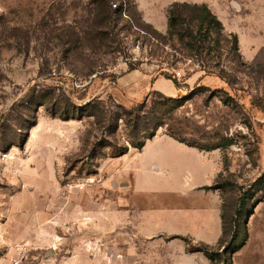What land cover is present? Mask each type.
Segmentation results:
<instances>
[{"label":"rangeland","instance_id":"rangeland-1","mask_svg":"<svg viewBox=\"0 0 264 264\" xmlns=\"http://www.w3.org/2000/svg\"><path fill=\"white\" fill-rule=\"evenodd\" d=\"M95 1L0 0V261L14 250L9 264H222L200 250L221 253L246 227L232 264H264V0H104L118 11L107 46L95 39ZM174 3L205 4L224 26L219 44L198 54L165 39ZM170 99H182L180 107ZM92 102L101 109L95 116ZM119 105L141 118L135 134ZM155 117L165 125L152 138L171 131L214 149L219 189L204 190L220 197L223 247L222 229L171 233L133 210L118 216L133 202L146 208L157 200L163 229L187 222L167 211L192 198L180 179L200 160L168 139L151 140ZM148 137L141 151L130 145ZM113 146L134 150L106 156ZM164 157L179 167L150 172ZM135 181L140 191L130 195ZM29 217L39 221L34 243L3 240L2 224L19 233Z\"/></svg>","mask_w":264,"mask_h":264},{"label":"trees","instance_id":"trees-1","mask_svg":"<svg viewBox=\"0 0 264 264\" xmlns=\"http://www.w3.org/2000/svg\"><path fill=\"white\" fill-rule=\"evenodd\" d=\"M95 4H96V8L94 9L95 11L94 13L97 17L96 19L98 20V25L101 26V28L98 29L97 33L95 34V39H97L99 43H101V45L107 46L106 44L107 42H112L115 40V38L113 37L115 34L112 33L110 27H111V23L113 22L112 20L113 15H115L118 11H113L110 4L104 0H97L95 1ZM223 32H224V26L222 22L211 12V10L205 4L199 5V4H190V3H174L168 11V32H167V38L165 39H168L170 41L177 40L178 42L185 44L188 49L194 50L198 54H201L206 49L205 46H207V44H209L210 46L211 41L215 42V45L216 44L218 45L220 42L219 39ZM230 37L232 41L231 49L235 53H238L239 52L238 37L236 34H230ZM208 50L214 51L215 49L208 47ZM136 69H137L136 65L132 63L129 64L130 71H134ZM169 79L174 81L176 87L179 86V83L177 82L176 78L171 76L169 77ZM170 100L172 103H175V109L180 107L178 104L181 103L182 99H178V100L170 99ZM118 107L125 114L124 117L125 125L128 128H132V134H135V132L138 129V126L142 124L141 118L140 117L133 118V110L126 111L121 105H119ZM145 107H146V103L139 105L138 109H143ZM87 110L93 113L92 116H95V114L101 112L99 104L95 102L90 103ZM120 119L123 118L121 117ZM152 121H155L156 123L152 125L153 127H151L152 133L149 135L150 138L155 136L159 128L165 125V123L162 120H160L159 117L153 118ZM148 128L149 127L147 126L146 129L141 131V133L146 134V132L149 130ZM134 136L136 137V135ZM170 136L190 147H195L204 151L203 148H200L196 144L189 143L186 140L178 138L171 131H170ZM147 139H149V137L145 138L144 141L137 144L134 142H130V145L135 149L141 150L144 147V144ZM213 150L214 149L209 151H213ZM128 152H129L128 146L121 148H118L117 146H113L110 147V151L109 153H107L106 156H109L111 158H120L126 155ZM101 156H105V155L100 153V157ZM259 182L264 183V177ZM208 189H219V188L217 187V185H215ZM221 217H222V236L218 241L219 248L223 247L225 242V232H224L225 215L222 213ZM247 239H248L247 229L246 227H243V238L239 243H237V238H234V241L231 242L227 247H225L221 253H219L220 249L218 252H210L208 246L203 247V249L200 251L203 252L204 255L212 262H216L217 260L223 259V262H221L222 264H232L233 255L242 249Z\"/></svg>","mask_w":264,"mask_h":264},{"label":"crops","instance_id":"crops-1","mask_svg":"<svg viewBox=\"0 0 264 264\" xmlns=\"http://www.w3.org/2000/svg\"><path fill=\"white\" fill-rule=\"evenodd\" d=\"M234 34V33H232ZM168 139V141L179 151L189 153L193 157L199 159V165L196 167L192 165V167H186L183 175L181 176L180 186L190 190L189 195L192 193V198L184 202V205L176 204L174 207H170L171 210L167 211V213L171 214L174 218L177 215H183L184 218L187 219V222H183L182 225L176 226L175 229L165 230L159 223H162L163 220V207L159 206L157 200V205L154 206L152 203L150 206H146V208H142L138 205L137 201L132 203L134 208L131 209V204L128 201L126 205L129 203L128 212H124L125 207H121L123 211H117L118 216L121 215L122 218L130 217L131 210L135 211V216H137V220H145L146 223L150 225L153 230H164L165 232H174L177 230L188 229L192 231L203 230L207 236L219 235L222 229V206L220 205V197L213 193L212 191L206 192L204 189H208L213 186V183L216 182L218 178V174L220 173V162L215 160L214 152H206L202 151L195 147H190L182 142H179L172 136H156L153 139ZM149 140V141H151ZM145 142L144 146L146 143ZM144 148V147H143ZM142 148V149H143ZM133 151L134 149L131 148ZM141 149V150H142ZM138 150V149H137ZM139 150V151H141ZM154 162L150 165V172L152 173H170L171 171L177 169L179 164L173 160L171 157H164L160 159H153ZM131 173H129L130 175ZM133 175V174H132ZM135 180H137L136 176L133 175ZM190 188H187V187ZM130 188V187H129ZM140 191V187H138L137 182L133 187H131L128 191L129 194L132 195L134 191ZM132 191V192H130ZM183 193H187V191H182ZM155 193V192H153ZM198 195V196H197ZM192 204V207L188 208L187 205ZM123 206L125 204H122ZM138 205V207H136ZM136 207V209H135ZM29 208V206H26ZM30 209V208H29ZM125 209V211H126ZM114 214V212H113ZM37 219L29 217L25 223L19 224V227H25L26 230L21 231L19 233L11 232V224L6 222L2 224L4 231V239L3 240H16V239H29L30 242L34 243L35 238V229L36 225H39V221ZM217 223V228H213V225ZM177 225V224H176ZM221 238V237H220ZM14 250H9V252L5 255V257L0 261V264H9V258L13 255Z\"/></svg>","mask_w":264,"mask_h":264}]
</instances>
